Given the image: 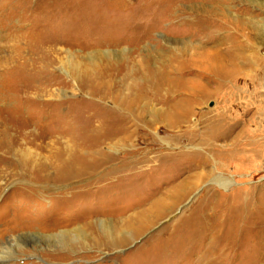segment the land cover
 <instances>
[{
  "label": "rangeland",
  "instance_id": "1",
  "mask_svg": "<svg viewBox=\"0 0 264 264\" xmlns=\"http://www.w3.org/2000/svg\"><path fill=\"white\" fill-rule=\"evenodd\" d=\"M258 211L264 0H0V264H208Z\"/></svg>",
  "mask_w": 264,
  "mask_h": 264
},
{
  "label": "bare ground",
  "instance_id": "2",
  "mask_svg": "<svg viewBox=\"0 0 264 264\" xmlns=\"http://www.w3.org/2000/svg\"><path fill=\"white\" fill-rule=\"evenodd\" d=\"M85 3H86V1H83V4H85ZM106 5L108 6V8H106V10H108L110 7H112V4L109 2H107ZM102 19L99 18L97 20V18H95L94 20H91V22L100 21ZM219 61H220V58H218L217 56H216V58H215V56H213V58H212L210 55L209 59H207V61L204 64V67H203L205 72H207L209 74H218V75L222 74L225 76L229 75L230 72H232V71H229L223 65H220ZM232 69H234V68H232ZM236 70H238V69H236ZM162 85H163L162 83H152V85L146 86V88L147 89L149 88L152 90H153V88L154 89H162L163 88ZM188 113L189 112H186V114H188ZM227 116H228V114L223 115V118L221 119L220 124L215 123V124H208L206 126L205 134L207 136H209V138H210L209 141H211V139L215 140L218 138H224V137L229 135V133H230L229 130H227V129H226V131H225V129L222 130L223 129L222 126L225 125V124L223 125L222 121L226 123L227 120L229 119V118H227ZM215 121H216V119H215ZM228 121H231V120H228ZM228 127H226V128H228ZM219 130L221 131L220 132L221 135H219V133H218ZM210 143L211 142H209V144ZM253 143L250 145L251 147H254L255 143H254V145H253ZM240 145H242V144H240ZM239 146L233 145L232 147H230V148L227 147L223 150V153H224L223 158H224V161L227 165L226 164L219 165L217 162H214L215 159L213 156L211 157V156L207 155V157L210 158V161H213L214 164L216 165V168H214V169L215 170L216 169L218 170L219 168L220 169H226L227 167L232 165L238 159L240 160L241 156H243L242 155L243 151H239V149H238ZM240 148H242V147H240ZM204 149L207 150V148H204ZM250 153H252V152H250ZM202 161H203L202 162L203 165L208 164V159L206 157H203ZM199 176H200V178H199V180H200L202 176L201 175H199ZM214 182L217 183L218 185H220L221 187H224V188L228 187V185L226 184V180H220V179L216 178ZM184 184L189 185L188 182L184 183ZM184 184L180 187V191L178 193H177V190L175 193H173V194H175V196H173L171 193L168 195L167 198L169 200H174L178 197L183 198V196H184L183 194H185L186 190H190L189 186H188V188H186ZM173 204H174V202H173ZM168 207H170L169 203L165 204V201H161L155 207L156 209L152 213L151 217L154 218V220H158L163 215L162 214L163 212H166L169 210ZM234 207L238 208L239 206L237 205ZM244 209H245V207H243V206L240 207L237 215L239 213L241 215H243V214L246 215L249 213L247 210H244ZM255 213H257V215L260 217L259 219L264 223V211H258ZM148 215H150V214H148ZM153 221L147 220V222L143 226H141L139 230H137V233L147 229L153 223ZM56 236H58V235H56ZM243 245H246V248L241 251V248ZM219 246H220L219 253H218V255H215L214 251ZM17 247L20 248V245L18 242H17ZM242 253L245 254V259L239 258V256ZM206 256H207L206 259H208V264H264V230H263L262 234L260 236H257V237H243V236H241V234H238L234 237L226 238V239L223 237H221V238L220 237H214V240L211 243H209V245H208V248L206 250ZM1 257L2 256H0V258ZM3 258H5V257H3Z\"/></svg>",
  "mask_w": 264,
  "mask_h": 264
}]
</instances>
